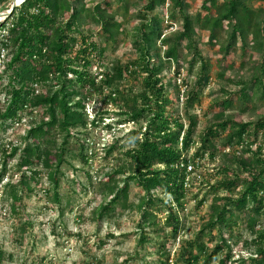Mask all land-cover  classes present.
<instances>
[{
  "label": "trees",
  "instance_id": "trees-1",
  "mask_svg": "<svg viewBox=\"0 0 264 264\" xmlns=\"http://www.w3.org/2000/svg\"><path fill=\"white\" fill-rule=\"evenodd\" d=\"M144 1L142 11L137 12L140 21L133 26L131 34L130 48L136 58L116 66L113 72H91V59L96 56L100 59L104 49L99 48L91 35H85L82 28L89 21L99 27L102 38L115 43L123 33L122 20L127 19L130 0H25L0 24V56L2 52L7 55L0 66L7 81L2 86L3 76L0 75V93L4 96L0 102V129L20 121V113L31 116L39 110L42 115L38 122L30 121L19 145L1 150L0 183L7 163L14 157H17L16 170L20 174L15 184H6L10 211L17 213L22 194L30 193V183H37L41 176H45L50 185L46 193L52 192L51 200L59 203V176L62 165L67 163L71 140L78 144L77 155L83 165L91 166L94 154L91 151L87 154V142L80 136L88 126L104 124L108 112L96 111L94 118L88 121L86 94L102 95L107 90L102 104L122 105L121 110H115L118 123H131L138 128L130 130L126 136V162L116 163L98 180L101 193L106 194L108 200L99 206L96 222L100 224L108 219L116 205L122 210L131 208L128 193L133 184L143 193L137 205L141 219L139 228L144 231L146 225L155 226L152 208L159 205L157 211L165 215L162 228L169 229L171 237L175 238L182 229L179 212L184 210L186 194L192 189V185L185 187L188 174L179 164L192 162L199 168L205 157L213 161L218 152L223 163L217 175L222 178L209 189L214 195L219 191L226 195L213 198L208 219L196 237L181 248L175 261L169 262V255L162 247L157 263L212 264L218 261V264H228L229 253L219 257L223 248L229 249L223 232H231L240 216L248 213L245 225L255 235L253 243L259 253L250 258L249 263L264 264V231L257 229L259 220L264 218V143H258L255 137L258 132L264 134V117L254 124L226 118L225 111L234 105L231 95L219 104L221 111L216 114L214 123L208 125L199 136V142H195L197 117L191 114L201 89L209 80V64L194 46L196 31L207 32L211 46L220 44L219 52L224 58L237 42L242 51L249 49L258 54L261 62L255 65L251 89H257L264 96V6L253 10L251 0H203L201 11L192 16L187 13L186 0ZM6 2L0 0V3ZM113 5L117 6L115 10ZM165 5L169 17L179 15L181 20L180 28L167 36L164 31L169 26H163L164 19L158 13ZM184 50L192 55L189 69L196 64L200 68L194 92L184 93L182 116L172 109L179 100L177 79H168L164 84L163 74L170 72L172 64L178 67L173 74H179ZM226 67L233 68L231 64ZM224 73L221 71L218 77L224 79ZM127 77H140L141 90L124 99L117 85ZM169 87L174 90V98ZM248 91L246 86L242 88L238 100L250 101ZM184 119L187 123L182 121ZM105 126L111 129L112 125ZM221 139L223 143L218 148L217 141ZM121 147L118 141L110 144L104 150V160H111L113 152ZM234 148H238V152ZM190 150L193 152L188 155ZM86 176L92 181L89 171ZM156 192L160 197H155ZM215 230L217 241L209 251L206 244L215 241ZM145 240L142 236L139 243Z\"/></svg>",
  "mask_w": 264,
  "mask_h": 264
},
{
  "label": "rangeland",
  "instance_id": "rangeland-1",
  "mask_svg": "<svg viewBox=\"0 0 264 264\" xmlns=\"http://www.w3.org/2000/svg\"><path fill=\"white\" fill-rule=\"evenodd\" d=\"M11 1L0 3V12L7 10ZM202 1L186 0L187 13L193 16L197 11H201ZM144 2V0H130L127 19L122 20L123 33L119 35L115 43L107 42L102 38L97 25L88 21L83 26V33L91 35L99 48L104 49L100 59L98 56L91 59L92 73L98 72L99 68L101 71L113 72L116 66L124 65L136 58L130 48L131 34L133 26L140 21L137 12L142 11ZM250 5L253 10H258L264 6V0H251ZM116 7L113 5V10ZM118 12L121 14L122 10ZM158 13L164 19L163 26L165 28L169 26L167 30L165 29L164 35L167 36L169 32L180 28L179 15L169 17L167 5L160 8ZM221 41L219 38L218 42L221 43ZM194 46L201 58L209 64L208 83L201 89L198 103L191 110V114L197 117L194 141L199 142V136L208 125L214 123L216 114L221 111L219 104L231 95L234 105L230 110L225 111L226 118L234 122L252 124L263 118L264 96L260 91L257 92V89H251L254 68L261 62L260 56L249 49L242 51L240 42H237L232 52L224 58L219 52L220 44L215 43L211 46L208 43V33L205 31H196ZM6 56V53L2 52L0 66L4 64ZM191 58V52L184 50L179 74H173L178 67L172 64L170 72L166 71L163 74V83L167 84L168 79H179L186 83V85L182 84L186 92L192 94L199 79L200 67L196 64L189 69ZM228 64H231L233 68L227 69ZM223 70L225 71L224 79H220L218 74ZM0 75L3 76L1 67ZM6 82L3 76L2 86H5ZM245 86L250 92L251 99L248 102L238 100L239 91ZM117 88L124 99L131 98L141 90L140 77L137 79L127 77L117 85ZM169 90L171 97L174 98L173 88L169 87ZM107 92L105 90L102 95L92 92L86 94L87 120L91 121L96 111L106 110L108 116L104 124L98 127L88 126L81 133V140L87 142V154L90 151L94 154L91 166L83 165L77 155L78 144L71 140L66 155L67 163L62 165V175L59 176L58 204L51 200L52 192L46 193L50 190V185L45 176H41L37 178V183H30L32 189L30 193L22 194L17 213H11L9 187H6V184H15L20 174L16 170L17 157L7 163L6 174L0 183V264H158L162 247L166 250L165 254L169 255V262H173L177 259L181 248L186 242H191L196 237L201 225L208 219L213 198L226 195L222 191L214 195L209 189L222 178L217 175V171L222 167L223 160L217 152L215 160L210 161L205 157L200 167L190 177L192 189L186 194L184 210L179 212L182 229L175 238L171 237L169 229L162 228L165 215L157 211L160 208L159 205L152 208L155 213L153 220L155 226H143L144 231L139 228L141 219L137 205L143 193L133 184H130L128 193V204L131 208L122 210L119 205H116L109 218L98 224L96 212L99 206L108 200L107 195L101 193L98 180L102 179V174L116 163L126 162L124 155L128 146L126 136L130 130L138 128V125L131 123H118L119 117L115 115V110H121L123 106L111 103L104 106L102 100ZM3 99L4 96L0 93V102H3ZM182 106L175 102L172 109L174 112H181L183 116ZM20 116V121L0 129V166L3 161L2 148L9 150L10 146L19 145L30 126V121L38 122L42 117L39 110H35L31 116L26 112L20 113ZM182 121L187 123L186 119ZM105 124H111V129L106 128ZM255 137L258 143H264V134L258 132ZM116 141L119 147L124 145L125 148L115 150L111 160H104V150ZM222 143L223 139L217 141L218 148ZM192 152L193 150H190L188 155ZM87 171L92 181L87 178ZM156 196L160 197L159 192L155 193ZM201 200L204 202L199 205ZM247 216L248 213H243L231 232H223L229 249L223 248L219 257L229 253L231 260L228 264H250L249 259L259 254L257 245L253 243L255 235L245 225ZM257 229L264 231V218L259 220ZM142 236L146 240L140 244L139 240ZM213 236L216 238L215 241L206 244L209 251L217 241L216 230ZM194 252H197L195 248ZM212 264H218V261Z\"/></svg>",
  "mask_w": 264,
  "mask_h": 264
},
{
  "label": "built area",
  "instance_id": "built-area-1",
  "mask_svg": "<svg viewBox=\"0 0 264 264\" xmlns=\"http://www.w3.org/2000/svg\"><path fill=\"white\" fill-rule=\"evenodd\" d=\"M1 57L2 56H0V63L2 62ZM177 81H178L177 84H179V88H180L178 104L180 106H182L183 102H184V93L186 91L185 90L186 88L182 86L181 80L178 79ZM180 141H181V139H180ZM180 141H179V146H180ZM225 151L228 152L229 149L227 148ZM237 152H238V150H237ZM237 155H239V153H237ZM179 167L185 169L186 174H188L186 181H185V187L189 188L192 185V181L190 180V177L194 174V172L196 171L197 168L195 167V165L192 162H181L179 164Z\"/></svg>",
  "mask_w": 264,
  "mask_h": 264
},
{
  "label": "water",
  "instance_id": "water-1",
  "mask_svg": "<svg viewBox=\"0 0 264 264\" xmlns=\"http://www.w3.org/2000/svg\"><path fill=\"white\" fill-rule=\"evenodd\" d=\"M24 1L25 0H12L9 8L4 12H0V24L3 23L7 18H9L13 11L18 8Z\"/></svg>",
  "mask_w": 264,
  "mask_h": 264
}]
</instances>
